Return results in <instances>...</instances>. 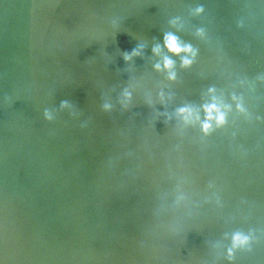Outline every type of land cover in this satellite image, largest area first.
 <instances>
[{
  "label": "water",
  "instance_id": "water-1",
  "mask_svg": "<svg viewBox=\"0 0 264 264\" xmlns=\"http://www.w3.org/2000/svg\"><path fill=\"white\" fill-rule=\"evenodd\" d=\"M0 264H264V0H0Z\"/></svg>",
  "mask_w": 264,
  "mask_h": 264
},
{
  "label": "clouds",
  "instance_id": "clouds-1",
  "mask_svg": "<svg viewBox=\"0 0 264 264\" xmlns=\"http://www.w3.org/2000/svg\"><path fill=\"white\" fill-rule=\"evenodd\" d=\"M166 46L168 47V49L173 52V53H176V54H179L181 51H183L184 49H182L179 44L177 43L176 41V38L174 36H168L166 38ZM185 63H188L187 61H185ZM166 67H171V62L170 61H166ZM215 105L209 107L207 109L208 113H209V119H211V113L213 111H215ZM220 120L223 119L222 116L219 117ZM208 125H205V128H207ZM236 240L239 241L240 238L239 237H236Z\"/></svg>",
  "mask_w": 264,
  "mask_h": 264
}]
</instances>
